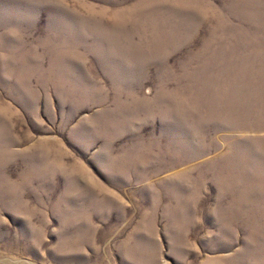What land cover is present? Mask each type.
Here are the masks:
<instances>
[{
	"label": "rangeland",
	"instance_id": "obj_1",
	"mask_svg": "<svg viewBox=\"0 0 264 264\" xmlns=\"http://www.w3.org/2000/svg\"><path fill=\"white\" fill-rule=\"evenodd\" d=\"M0 264H264V0H0Z\"/></svg>",
	"mask_w": 264,
	"mask_h": 264
}]
</instances>
